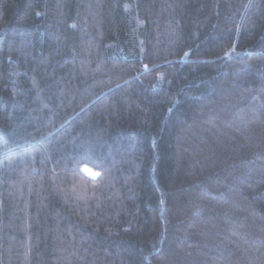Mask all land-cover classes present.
I'll return each instance as SVG.
<instances>
[{"label": "trees", "instance_id": "1", "mask_svg": "<svg viewBox=\"0 0 264 264\" xmlns=\"http://www.w3.org/2000/svg\"><path fill=\"white\" fill-rule=\"evenodd\" d=\"M0 264H264V0H0Z\"/></svg>", "mask_w": 264, "mask_h": 264}, {"label": "rangeland", "instance_id": "2", "mask_svg": "<svg viewBox=\"0 0 264 264\" xmlns=\"http://www.w3.org/2000/svg\"><path fill=\"white\" fill-rule=\"evenodd\" d=\"M84 172L87 174V175H89V176H91V177H97L98 176V174L96 173V172H94L92 169H90V168H88V167H85L84 168Z\"/></svg>", "mask_w": 264, "mask_h": 264}]
</instances>
